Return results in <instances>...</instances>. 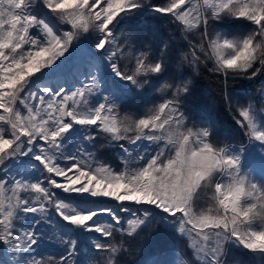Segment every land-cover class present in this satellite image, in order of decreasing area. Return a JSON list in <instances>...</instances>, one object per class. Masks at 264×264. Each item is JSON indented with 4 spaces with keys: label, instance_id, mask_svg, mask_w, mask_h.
<instances>
[{
    "label": "snow or ice",
    "instance_id": "snow-or-ice-1",
    "mask_svg": "<svg viewBox=\"0 0 264 264\" xmlns=\"http://www.w3.org/2000/svg\"><path fill=\"white\" fill-rule=\"evenodd\" d=\"M143 11L198 34L180 61L193 71L211 62L226 80L264 73V0H0V247L10 255L0 264H89L98 255L118 264L127 249L114 234L131 238L150 223L186 239L195 264H228L231 248L264 259V111L237 109L247 146L216 143L211 121L186 126L190 81L166 84L170 98L147 112L120 114L129 92L171 67L161 41L155 51L135 47L131 72L122 70L133 46L120 28ZM98 137L120 168L95 158ZM206 192L210 206L199 208ZM41 226L59 234L62 250H41ZM81 234H94L87 250ZM173 264L186 262L176 255Z\"/></svg>",
    "mask_w": 264,
    "mask_h": 264
},
{
    "label": "rangeland",
    "instance_id": "rangeland-1",
    "mask_svg": "<svg viewBox=\"0 0 264 264\" xmlns=\"http://www.w3.org/2000/svg\"><path fill=\"white\" fill-rule=\"evenodd\" d=\"M150 2L156 4L163 3L164 0H150ZM221 27L222 25L214 26L210 29V33L219 31ZM229 27L232 34H238L243 31V22H235ZM120 31L122 32L121 40H126L133 46L129 49V54H126L120 60L122 70L126 73H130L132 70L133 65L129 62L130 53L134 51L135 47H140L142 50L150 48L155 51L161 41H167L170 44L169 59L171 63L170 70L161 79L156 80L148 77L151 86L144 85L137 88L135 92H129L126 101L121 103V115L138 116L143 112H147L161 103L163 98H170L172 89L165 88L166 84L180 83L182 80L190 81L189 93L184 99L183 108L185 115L188 117L186 126L203 128L207 127L208 122L211 121L214 125L212 139L216 143L221 146L225 143L247 146L248 140L236 124L240 116L235 121L229 119L226 114L222 116L221 113H224V111H222V106L218 103V100L206 91L202 84L196 82V74L199 71H193L187 64L180 63L181 54L189 51L188 43L198 40V34H182L181 29L174 25L168 17L150 11L134 14L121 26ZM81 39L83 40L84 37H81ZM208 65L213 67L211 62ZM177 75L179 78L174 79ZM137 79L143 84L144 77H137ZM108 82L110 86H113L114 82L111 77H109ZM115 86H119V81H115ZM226 98L231 100V105L226 102L227 107L237 113L239 106H246L248 103L253 104L257 113L264 111V87L259 93L245 89L228 90ZM95 144L96 148L93 151L98 161L111 163L116 168L121 167L116 150L107 146V138L98 137ZM248 151L251 152L252 149H248ZM210 195V192L201 195L198 203L199 208L210 206ZM103 203L112 205L109 200H105ZM101 219L106 220L107 217ZM41 230L47 232L48 235V241L44 244L42 251L52 254L62 250L63 245L58 239L59 234L43 226H41ZM114 235L115 242L120 244L123 241V245L127 249V251L119 254L118 264H173L176 255L182 256L186 264H195L191 257L188 241L181 239L171 230L160 227L157 223L148 224L131 238L121 237L119 234ZM90 236H94V234H81L75 237L81 249L87 250ZM174 249L176 254H174ZM0 259L10 260V255L2 247H0ZM248 259H254L253 264H264V259L254 255L249 250L242 248H231L229 250L228 264H251ZM89 264H107V260L103 255L93 256L89 259Z\"/></svg>",
    "mask_w": 264,
    "mask_h": 264
},
{
    "label": "trees",
    "instance_id": "trees-1",
    "mask_svg": "<svg viewBox=\"0 0 264 264\" xmlns=\"http://www.w3.org/2000/svg\"><path fill=\"white\" fill-rule=\"evenodd\" d=\"M212 67L201 64L199 72L196 74V82L202 84L206 91L212 94L218 100V103L222 106V116H226L231 120H236L239 114L227 107L226 105V93L228 90L233 89H245L250 90L254 93H259L264 87V73L260 74L257 78L252 80L247 79H232L227 80L223 75L210 71ZM230 112V113H229ZM253 264L254 259H248Z\"/></svg>",
    "mask_w": 264,
    "mask_h": 264
}]
</instances>
